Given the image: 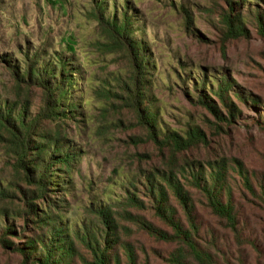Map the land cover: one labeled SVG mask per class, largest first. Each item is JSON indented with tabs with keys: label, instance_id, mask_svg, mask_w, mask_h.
Here are the masks:
<instances>
[{
	"label": "rangeland",
	"instance_id": "374dc122",
	"mask_svg": "<svg viewBox=\"0 0 264 264\" xmlns=\"http://www.w3.org/2000/svg\"><path fill=\"white\" fill-rule=\"evenodd\" d=\"M129 1L138 18L133 34L146 46L145 63L153 65L152 77H147L152 84L146 82L142 87V94L152 99L143 106L158 110L164 131L183 137L189 124L198 126L206 144L175 152L174 148L153 142L141 120L139 102L135 108L120 93H113L112 84L116 83L112 79H119L121 87L127 86L128 78L134 75L129 62L132 55L135 60L136 57L126 41L127 45L123 40H113L102 30L93 16L95 0H0V102L24 105L32 116L37 114L45 91L38 85L17 81L12 63L23 61L22 53L29 46L53 58L51 51L55 48L58 52L60 46L64 56L74 60L72 74L78 80L73 97L82 115L60 123L64 140L73 145L68 151L76 157L65 175L64 191L48 195L63 198L72 219L79 224L89 217L87 208L94 214L89 203L98 200L108 203L125 196L119 187L122 177H136L140 170L177 169L191 161L203 164L224 158L232 167L227 177L232 200L241 219L246 221L248 236L255 241L252 246L244 245L241 254L248 264H264V202L259 199L264 198V0H249L252 9L247 5L239 7L237 0H233V6L226 0ZM182 4L187 5L189 15L182 11ZM117 11L123 18V11L119 8ZM224 11L241 15L245 36L224 38L220 20ZM3 54H9L11 61L3 60ZM205 72L222 80V90L228 86L225 96L235 109L224 105L225 101L212 93L208 85L205 94L229 122L216 118L203 104L206 98L201 84L195 86V82ZM230 110L238 111L239 115L233 119ZM2 118L0 113V190L13 192L15 198L9 204L0 203V236L9 226L16 235L11 232L5 238L23 245L25 241L19 235L26 238L33 235L26 229L19 233L24 222L22 215H17L18 207L23 195L32 192L33 187L24 181V171L16 170L10 153L11 138L6 133L9 125ZM37 137L31 140L37 143ZM240 166L245 169L254 192L242 186L237 175ZM63 173L60 176L64 178ZM137 188L138 194L131 193L144 199L139 193L140 185ZM194 200L201 228L222 238L218 244L224 251L240 255L235 252L231 236L208 212L203 199L196 195ZM171 201L181 214L176 201ZM142 214L155 227L169 232L151 210ZM122 217L127 218L126 214ZM119 218L114 215L117 221ZM119 222L120 240L133 247L135 264H166L174 244L155 240L131 222ZM79 243L73 237L74 252L70 257L75 264H88L91 256ZM119 255L121 264H128L121 251ZM21 262L19 251L0 242V264Z\"/></svg>",
	"mask_w": 264,
	"mask_h": 264
},
{
	"label": "trees",
	"instance_id": "16d2710c",
	"mask_svg": "<svg viewBox=\"0 0 264 264\" xmlns=\"http://www.w3.org/2000/svg\"><path fill=\"white\" fill-rule=\"evenodd\" d=\"M95 1L97 6L92 7L93 16L102 25V30L113 40H123L124 44L127 42L136 57L135 60L132 55L129 62L134 75L128 78L127 86L121 87L119 79H112L116 83L112 84L115 85L113 93H120L127 102H132L130 104L134 107L139 102L143 112L141 120L144 126L148 127L147 135L153 142L174 148L175 152L206 144L205 135L198 126L189 124L183 137L167 129L164 131L160 124L158 110L143 106L146 100L152 99L142 94V87L146 82L148 85L152 84L147 77H152L150 69L153 65L145 63L148 58L146 46L133 34L138 18L130 1ZM226 1L233 6V0ZM237 1L239 7L247 5L252 9L253 4L249 0ZM117 8L123 11L121 19ZM182 11L189 15L187 5L182 4ZM220 20L224 38H239L246 35L240 14H229L224 11ZM24 41L27 44V41ZM127 48L126 50L130 52ZM58 49V52L55 48L51 51L55 56L53 58L49 53L33 51L29 46L22 53L24 57L23 61L20 60L22 63L18 61L12 63V73L17 81L33 84L36 87L38 85L45 91L42 107L37 109V114L32 116L24 105L0 102L2 121L9 125L6 133L11 138L10 153H13L16 170H23L24 181L33 187L32 192L24 194L21 198L19 214H17L18 217L22 215L24 222L19 233H23L26 229L32 232L33 237L26 238L19 235L25 242L23 245L21 243L15 245L5 238L12 232V228L6 226L0 236V242L21 253V264H75L74 259L70 257L74 252L73 237L80 242L83 249L89 252L91 260L88 264H121L120 251L126 257L128 264H135L136 256L133 247L122 242L119 237V221L125 220L155 240L175 245L174 250L165 259L166 264H248L243 258L245 255L241 254L244 252L242 247L252 246L255 241L248 236L246 221L241 219L240 210L232 200L227 183L228 170L232 167L227 159L221 158L203 164L191 161L178 166L177 169L172 167V169L140 170L136 174L138 178L122 177L119 187L124 190L125 196L121 200H109L108 203L99 200L89 203L94 214L91 211L88 212L87 208L86 213L89 217L80 221L79 224L72 219V212L67 210L69 205L63 198L53 199L48 195L64 191L65 175H68L69 170L72 169L71 160H75L76 157L68 151L73 145L64 140L65 132L60 130V123L75 120L78 115H82L78 112L80 106L76 104V98L73 97L77 86L75 83L78 80V77L72 74L74 60L65 57L60 46ZM2 58L11 61L9 54H3ZM221 81L205 72L196 80L195 86L201 84L206 98L204 106L216 118L228 121L205 94L206 85H208L212 93L225 101L224 105L235 109L229 97L225 96L228 86L222 90ZM214 83L217 85L216 89ZM237 115H239L238 111L235 113L230 110V117L234 119ZM46 126L49 127L48 130ZM32 137H37L38 142L32 141ZM12 138H15L14 149ZM61 173L64 178L60 176ZM237 175L241 178L244 189L248 192L253 191L251 181L242 166ZM137 184L141 187L139 193L146 200L131 193L134 191L138 194ZM196 195L203 199L205 207L217 220L218 225L231 236L228 235L232 238L235 252L240 255L236 256L233 252L224 251L218 244L222 238L217 237L209 229L204 231L201 228L196 216L194 200ZM14 198L13 192L0 190V203L9 204ZM171 199L176 201L181 214H178ZM259 199L264 202V198ZM55 207H58V210ZM118 209L121 212H117ZM262 209L264 210V206ZM148 210L152 211L154 217L161 220L169 232L155 227L145 218L142 212ZM1 211L6 213L4 208ZM122 214H126L127 218H123ZM114 215L120 216L118 221L114 219ZM12 234L16 235V231Z\"/></svg>",
	"mask_w": 264,
	"mask_h": 264
}]
</instances>
